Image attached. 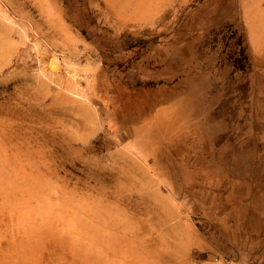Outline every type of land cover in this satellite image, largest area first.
Wrapping results in <instances>:
<instances>
[{
    "label": "rangeland",
    "instance_id": "1",
    "mask_svg": "<svg viewBox=\"0 0 264 264\" xmlns=\"http://www.w3.org/2000/svg\"><path fill=\"white\" fill-rule=\"evenodd\" d=\"M263 260L264 0H0V264Z\"/></svg>",
    "mask_w": 264,
    "mask_h": 264
},
{
    "label": "trees",
    "instance_id": "2",
    "mask_svg": "<svg viewBox=\"0 0 264 264\" xmlns=\"http://www.w3.org/2000/svg\"><path fill=\"white\" fill-rule=\"evenodd\" d=\"M213 37L214 43H221L223 54L229 62L233 71L240 74L245 80L253 73V65L245 43V36L238 30L235 23H226L217 29L212 30L206 40ZM206 42V41H205Z\"/></svg>",
    "mask_w": 264,
    "mask_h": 264
},
{
    "label": "built area",
    "instance_id": "3",
    "mask_svg": "<svg viewBox=\"0 0 264 264\" xmlns=\"http://www.w3.org/2000/svg\"><path fill=\"white\" fill-rule=\"evenodd\" d=\"M233 264H244V263H240V262L236 261ZM246 264H264V261H260V262H250V263H246Z\"/></svg>",
    "mask_w": 264,
    "mask_h": 264
},
{
    "label": "bare ground",
    "instance_id": "4",
    "mask_svg": "<svg viewBox=\"0 0 264 264\" xmlns=\"http://www.w3.org/2000/svg\"><path fill=\"white\" fill-rule=\"evenodd\" d=\"M22 203V202H21ZM8 217V216H7Z\"/></svg>",
    "mask_w": 264,
    "mask_h": 264
},
{
    "label": "crops",
    "instance_id": "5",
    "mask_svg": "<svg viewBox=\"0 0 264 264\" xmlns=\"http://www.w3.org/2000/svg\"><path fill=\"white\" fill-rule=\"evenodd\" d=\"M264 261V260H263Z\"/></svg>",
    "mask_w": 264,
    "mask_h": 264
}]
</instances>
